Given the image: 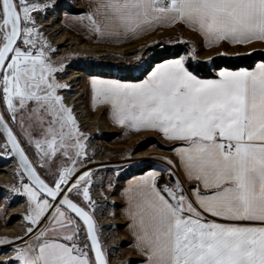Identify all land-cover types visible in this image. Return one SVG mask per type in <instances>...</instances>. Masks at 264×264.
I'll return each mask as SVG.
<instances>
[{"label": "snow or ice", "instance_id": "snow-or-ice-1", "mask_svg": "<svg viewBox=\"0 0 264 264\" xmlns=\"http://www.w3.org/2000/svg\"><path fill=\"white\" fill-rule=\"evenodd\" d=\"M56 7L58 0H0V152L18 160L19 181L3 186L4 199L26 196L30 225L23 237H0V246L15 245L2 264H107L86 210L95 203L84 163L89 137L58 94L67 88L56 78L64 65L51 59L55 50L36 24ZM76 19L116 42L179 23L208 47L264 43V0H91ZM187 58L162 59L142 79H90L92 106L105 105L114 124L173 142L178 164L158 158L168 180L160 184L153 170L124 191L135 247L144 264H264V60L201 78ZM177 168L193 183L185 186Z\"/></svg>", "mask_w": 264, "mask_h": 264}, {"label": "rangeland", "instance_id": "rangeland-1", "mask_svg": "<svg viewBox=\"0 0 264 264\" xmlns=\"http://www.w3.org/2000/svg\"><path fill=\"white\" fill-rule=\"evenodd\" d=\"M81 1L58 0V7L36 15V24L40 26V31L46 42L55 50L49 53L51 59L53 61H62L64 65V71L57 73L56 78L59 83L66 84L67 88L60 90L58 94L63 97L64 103L72 108L80 131L89 137L85 143L90 160H86L84 163L93 170L90 191L94 193H90V195L95 203L91 207L86 206V209L91 211V208H93V211L101 212L102 216L100 217L105 219V222L99 225L98 233L106 242L108 264H143V258L135 255L132 251L125 224L119 218L120 204L118 195L122 181L133 174L137 168L149 165L151 166L150 169L167 171V166L158 158L167 157L173 161V143H167L156 135L140 136L137 134L133 135L127 131L113 129L106 120L107 109L94 108L89 104L92 103L90 79L93 76L119 79L112 76H103L101 73H109L110 71L117 73L118 71L114 69V65L121 63L137 67L134 69L136 73L148 63L149 53L147 48L149 46L171 42L168 38H162L158 34H156V40H149L146 38L148 34H144L143 36L129 39L127 42H116L98 37H82L79 32L74 30L79 25L78 21H70L69 19L71 15L80 14L84 10L80 8ZM86 2H88V5L91 4V0H84L83 4H86ZM43 21H48L49 24L47 26L43 25ZM55 26L56 28H54ZM47 27L50 28V31ZM53 33L54 35L55 33L56 35H67L66 42L69 41L72 46L74 45L72 43L73 38L79 44H86L94 50H86L88 53L68 51L66 54L57 57L59 54L56 50L57 46L53 45L51 40ZM181 40L185 39L182 38ZM67 46L63 45L60 47L65 48ZM191 48L192 50L194 49L192 45ZM194 50V57L202 58L204 50L201 47H197ZM138 56L142 57V59L137 60L136 57ZM208 58L210 57L206 59ZM80 71H82V74ZM75 72L79 73V75L72 77ZM76 100H80V102H76ZM78 109H84L86 112H77L76 110ZM86 116L97 120L98 123L85 120ZM14 132L20 137L29 154V158L35 160L33 155L35 149L28 148L27 142L21 135L19 128H14ZM3 143L4 138L0 132V144ZM134 152H146L147 154L139 159H128ZM17 167L18 165L14 158L0 152V174H5L9 178L8 180L0 179V229H12V231L7 233L0 232V237H8L9 239L23 237L26 228L30 226L23 220L24 215L27 213V197L20 194H9L8 201L6 202L4 199L8 188L3 186H9L10 188L12 185L19 183L18 178L14 175ZM72 196L81 205L85 206L82 197L76 198L75 193ZM13 207L17 208L15 212L10 211ZM13 247L15 245L0 246V264L13 257ZM115 259L118 261H114Z\"/></svg>", "mask_w": 264, "mask_h": 264}, {"label": "crops", "instance_id": "crops-1", "mask_svg": "<svg viewBox=\"0 0 264 264\" xmlns=\"http://www.w3.org/2000/svg\"><path fill=\"white\" fill-rule=\"evenodd\" d=\"M82 1L84 2V0H82ZM82 1L80 4V8H82L84 10L80 14L71 15L69 19H70V21H74V20L78 21L79 25L77 27H75L74 30H76V32H79V34L82 37H86V38L94 37L95 38L96 37L95 34L90 32L89 29L86 27L87 21L80 22L78 19H76L77 17L84 15L90 11V4L88 5V2H86V4H83ZM75 5H77V4H75ZM144 34H148L146 36V38L149 40H151V39L156 40L157 39L156 34L160 35L162 38H168V39H170L171 37H177L179 40H181L183 38V39L189 41V43L192 45V47L194 49H197V47H201L204 50V54H203L202 58H199V59H206L207 57H211V56L216 55V54H240V53L249 52L252 49H264V43H262V42H254L252 45H248V46H229V45L224 44V45H219V46L213 45L211 47H208V46H205L204 41H203V37L198 32H196L195 30H193V29H191L185 25L179 24V23H177L175 26H159V27H156L155 29H153L152 31L146 32ZM143 35H140V36H143ZM140 36H137V37H140ZM137 37H135V38H137ZM175 58H178V57H175ZM169 59H173V58H169ZM217 71H215V73ZM212 78H214V77H212ZM89 104L92 106V103H89ZM96 107H99L100 109L101 108L107 109V107L105 105H97ZM106 120L111 125V127L115 130H119V131L123 130V131H127L133 135L137 134L140 136L156 135V136H159L160 139H162L163 141H165L167 143H173V142L166 140L160 133L155 132V131L144 130V131H139V132H133V131H129L127 129H124L119 125L114 124L109 117L108 109H107V113H106ZM172 156H173L172 158H173L174 163L178 164L177 157L174 155V152H172ZM153 170L160 171L162 173L161 177L159 178L160 184H163L166 180H168L167 171H163V170H159V169H148V170L144 171L143 173L131 174L122 181V186L120 189V193L118 195V202L120 204L119 218L125 224V228L127 230V235L131 241L132 251L135 253V255L143 258L144 262H145L146 258L142 253H140L136 249L135 238L132 234L131 229L129 228V224L131 223V220L127 214L128 204H127V201H126L125 196H124V191L129 186V182H131L135 178H138V177L144 175L145 173H147L149 171H153ZM176 171H177V174L180 176V179L185 184V186H187L189 183H193V182H190L184 178V174H183L182 170L177 168ZM144 262H143V264H144Z\"/></svg>", "mask_w": 264, "mask_h": 264}, {"label": "trees", "instance_id": "trees-1", "mask_svg": "<svg viewBox=\"0 0 264 264\" xmlns=\"http://www.w3.org/2000/svg\"><path fill=\"white\" fill-rule=\"evenodd\" d=\"M169 40L171 43H157L153 46H149L147 48V52L149 53L148 63L136 73L134 72V69L137 67L121 63L114 65V69H117L118 71L117 73H112L110 71L109 73H101V75L112 76L119 79H142L147 73V70H150V67L155 63L160 62L162 59L175 58L184 55L188 57L186 65L191 70H194L201 78H212L215 77V71L220 68L227 67L230 69H236L239 67H251L254 66L256 62L264 60V49H256L255 51L251 50L240 54H216L208 59H198L194 56H188V53L192 48L187 40H179L177 37H171ZM183 41H187V43H184ZM21 144L25 147L22 141ZM26 153L28 154L27 150ZM150 168L151 166L144 165L135 169L133 174L143 173ZM70 198H73L75 202L80 204L73 196Z\"/></svg>", "mask_w": 264, "mask_h": 264}, {"label": "bare ground", "instance_id": "bare-ground-1", "mask_svg": "<svg viewBox=\"0 0 264 264\" xmlns=\"http://www.w3.org/2000/svg\"><path fill=\"white\" fill-rule=\"evenodd\" d=\"M43 25H48L49 23H48V21H43V23H42ZM46 28V27H45ZM54 28H56V26L54 27ZM47 29L50 31V28H48L47 27ZM55 35H56V33H55ZM54 35V33H53V35H52V37H51V40H52V43H53V45H56L57 47H56V50L59 52V54L57 55V57H60V56H62V55H64V54H66L68 51L70 52V51H78V52H83V53H88V52H86V50L87 51H91V50H94L92 47H89L88 45H86V44H79L78 43V41H76V40H73V38H72V43L74 44L73 46L72 45H70V43H69V41H67L66 42V39H67V35H63V34H61V35H56L55 36ZM69 44V46H67ZM67 46V47H60V46ZM80 73H81V71H80ZM82 74V73H81ZM79 75V73H77V72H75V74H73L72 75V77H76V76H78ZM73 89V88H72ZM76 96H77V94H75ZM76 102H80V100L79 101H77L76 100ZM77 112H86L84 109H78V110H76ZM85 120H88V121H92V123L93 122H97L98 123V121L97 120H95V119H91V118H88V116H86V118H85ZM145 154H147L146 152H134V153H132L130 156H129V158L128 159H139V158H142V157H144V155ZM0 179H2V180H8L9 178L8 177H6V175L5 174H0ZM90 193H94V192H92V191H90ZM17 209V208H16ZM15 207H13V208H11L10 209V211L11 212H15ZM104 219H102V221L100 222V223H104L105 221H103ZM10 231H12V229L10 230V229H6V228H2V229H0V232L1 233H7V232H10ZM5 256H7V255H5ZM5 256H4V258H5ZM3 258V257H2ZM1 258V259H2ZM114 261H118L117 259H115Z\"/></svg>", "mask_w": 264, "mask_h": 264}, {"label": "built area", "instance_id": "built-area-1", "mask_svg": "<svg viewBox=\"0 0 264 264\" xmlns=\"http://www.w3.org/2000/svg\"><path fill=\"white\" fill-rule=\"evenodd\" d=\"M90 214L92 215L93 219H94V222L96 224V228H97V233H98V229H99V225L102 224L100 223L102 221V219H104L103 217H100L102 216L101 215V212H97V211H93V208H91V211H89ZM105 220V219H104ZM103 220V221H104ZM98 236H99V239H100V243L103 247V250L105 252V255H106V258H107V264H108V252H107V248H106V242L102 239V237L100 236V234L98 233Z\"/></svg>", "mask_w": 264, "mask_h": 264}, {"label": "water", "instance_id": "water-1", "mask_svg": "<svg viewBox=\"0 0 264 264\" xmlns=\"http://www.w3.org/2000/svg\"><path fill=\"white\" fill-rule=\"evenodd\" d=\"M15 133V132H14ZM1 134H2V136H3V133L1 132ZM3 138H4V136H3ZM23 147V146H22ZM27 154V153H26ZM15 160H16V162H17V165H18V160L16 159V158H14ZM75 202V201H74ZM87 210V209H86ZM74 215V214H73ZM94 220V219H93Z\"/></svg>", "mask_w": 264, "mask_h": 264}, {"label": "flooded vegetation", "instance_id": "flooded-vegetation-1", "mask_svg": "<svg viewBox=\"0 0 264 264\" xmlns=\"http://www.w3.org/2000/svg\"><path fill=\"white\" fill-rule=\"evenodd\" d=\"M81 73H82V71H81Z\"/></svg>", "mask_w": 264, "mask_h": 264}]
</instances>
